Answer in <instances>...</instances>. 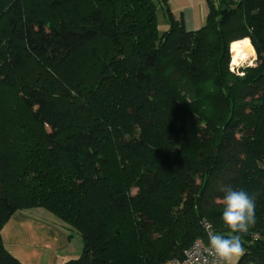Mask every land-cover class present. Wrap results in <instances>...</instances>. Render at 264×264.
I'll use <instances>...</instances> for the list:
<instances>
[{
    "label": "trees",
    "instance_id": "obj_1",
    "mask_svg": "<svg viewBox=\"0 0 264 264\" xmlns=\"http://www.w3.org/2000/svg\"><path fill=\"white\" fill-rule=\"evenodd\" d=\"M160 6L161 34L152 0H0V230L41 207L82 236L63 264H165L203 220L229 235L230 185L257 194L237 264H264V0H207L195 30Z\"/></svg>",
    "mask_w": 264,
    "mask_h": 264
},
{
    "label": "crops",
    "instance_id": "obj_2",
    "mask_svg": "<svg viewBox=\"0 0 264 264\" xmlns=\"http://www.w3.org/2000/svg\"><path fill=\"white\" fill-rule=\"evenodd\" d=\"M210 1L216 4L219 0ZM168 4L174 17L182 16L186 30L204 24L207 0H187L183 5L168 0ZM249 47L253 60L254 49L250 44ZM73 231L44 208L36 207L15 211L1 228L0 237L5 250L22 264H63L77 258L82 248L80 238Z\"/></svg>",
    "mask_w": 264,
    "mask_h": 264
},
{
    "label": "clouds",
    "instance_id": "obj_3",
    "mask_svg": "<svg viewBox=\"0 0 264 264\" xmlns=\"http://www.w3.org/2000/svg\"><path fill=\"white\" fill-rule=\"evenodd\" d=\"M224 193L220 203L223 205L222 221L229 235L210 234L209 245L218 261L231 264L245 254L243 236L256 223L257 194H249L243 189L224 186Z\"/></svg>",
    "mask_w": 264,
    "mask_h": 264
},
{
    "label": "built area",
    "instance_id": "obj_4",
    "mask_svg": "<svg viewBox=\"0 0 264 264\" xmlns=\"http://www.w3.org/2000/svg\"><path fill=\"white\" fill-rule=\"evenodd\" d=\"M227 2L236 3L240 0H225ZM239 66L230 65L232 72L238 73ZM201 227L205 232V240L196 239L194 240L184 251L183 258L181 260L171 261L172 264H223L224 262L218 261L217 257L210 250L209 236L213 234L211 224L203 220L201 221ZM245 264H257L254 262H247Z\"/></svg>",
    "mask_w": 264,
    "mask_h": 264
},
{
    "label": "rangeland",
    "instance_id": "obj_5",
    "mask_svg": "<svg viewBox=\"0 0 264 264\" xmlns=\"http://www.w3.org/2000/svg\"><path fill=\"white\" fill-rule=\"evenodd\" d=\"M153 1V3L156 5V19H157V25H158V32L161 34V33H163L164 31H166L167 29H168V22H167V19H166V16H165V13L163 12V9L161 8V6H160V0H152ZM187 0H174V4H178V5H183V4H185V2H186ZM174 4H172V5H174ZM239 41H244L246 44H247V42L245 41V40H239ZM248 45V55H249V59L250 60H248V61H245V62H240V64H236L237 66H239V67H244V66H250V65H254L255 64V59H256V54H255V51H254V57H255V59H253V60H251V50H250V47H249V44H247ZM230 46H231V44H230ZM230 46H229V52H230ZM230 65H231V67H233V66H235V63H233L232 62V60H231V55H230V63H229V69H230ZM37 107V103H35L34 105H33V109H35ZM136 187H132L131 189H130V193L131 194H134L135 192H136ZM74 232V234L77 236V237H79L80 238V240H81V242H82V236H81V234L78 232V231H76V230H74L73 231ZM82 245H83V242H82ZM81 252H82V248H81V251H80V253L78 254V256H77V258L80 256V254H81ZM239 259V258H238ZM238 259H233L232 261H231V264H237V261H238ZM224 264V263H223Z\"/></svg>",
    "mask_w": 264,
    "mask_h": 264
},
{
    "label": "bare ground",
    "instance_id": "obj_6",
    "mask_svg": "<svg viewBox=\"0 0 264 264\" xmlns=\"http://www.w3.org/2000/svg\"><path fill=\"white\" fill-rule=\"evenodd\" d=\"M248 45L244 41H234L230 46V55L233 63L240 64L249 60Z\"/></svg>",
    "mask_w": 264,
    "mask_h": 264
}]
</instances>
